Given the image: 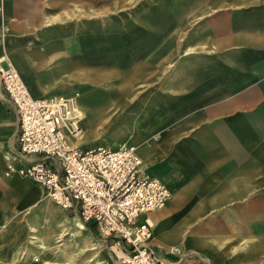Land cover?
<instances>
[{"label": "rangeland", "instance_id": "1", "mask_svg": "<svg viewBox=\"0 0 264 264\" xmlns=\"http://www.w3.org/2000/svg\"><path fill=\"white\" fill-rule=\"evenodd\" d=\"M51 4L52 11L41 16L38 38L50 33L57 36L59 42L45 60L38 61V67L28 70L39 77L37 87L46 90L45 97H72L78 105L81 103L79 107L76 105L78 111H89L91 120L87 121L83 115L75 118V133L79 132L81 140L74 145H118L127 143L121 142L122 139L137 134L146 144H135L143 154L148 152L151 160L150 147H153L154 161L146 165L148 173L152 174L153 168L164 167L177 182L183 180L188 174L180 172L179 165L167 163L176 155L181 140L180 109L190 102L183 97L181 80L184 82V76L190 69L194 70L196 63L200 65L201 75H209L205 66L218 54L213 46L232 22L231 15L243 6L234 8L233 0H58ZM10 32L0 3V57L5 55L16 67L7 46ZM49 63L51 67L46 66ZM45 76H49L51 82L43 78ZM125 80H130L131 85L123 90L120 83ZM56 86L64 92L51 95L50 89ZM95 111H104L112 120L99 123L102 118ZM253 114L264 122V111H253ZM257 167L250 179L249 197L241 201L245 210L247 204L255 207L259 229L250 216L251 209L247 240L239 227L209 231L212 236L227 237L226 243L221 245L223 248L246 250L249 245L250 257L264 250L262 239L255 234L258 231L264 235V163ZM42 198L51 202L58 215L55 218L46 213L40 216L34 210L24 213L22 231L30 250H42L30 237L36 233L48 245V264H121L117 247L110 239L101 238L92 222L79 229L72 225L78 219L70 209L57 205L45 191ZM220 211H208L205 218L225 214L230 220L229 213ZM218 220L213 223H222ZM31 225L35 231L31 230ZM232 239L241 242L231 244ZM171 246L181 248L182 254L176 255L177 259L189 253L181 245ZM259 261L264 264V252ZM249 264H256L255 258Z\"/></svg>", "mask_w": 264, "mask_h": 264}, {"label": "crops", "instance_id": "2", "mask_svg": "<svg viewBox=\"0 0 264 264\" xmlns=\"http://www.w3.org/2000/svg\"><path fill=\"white\" fill-rule=\"evenodd\" d=\"M57 1L0 0L11 29L7 40L10 56L36 98L45 97L46 90L37 87L39 77L28 68L38 67V61L45 60L59 42L58 37L50 33L39 39L37 32L42 14L52 11L51 3L54 5ZM233 4L234 8L240 4L243 8L231 15L232 22L219 34V40L213 46V51L218 54L212 57L208 66L204 65L209 69V75H201L200 65L196 63L194 70L190 69L184 76V82L181 80L183 97L190 102L180 109L181 140L176 155L167 163L179 165L180 172L184 171L188 176L177 182L164 167L150 170L151 175L167 184L171 197L163 207L140 216V220L147 219L151 224L150 245L156 255L177 264H249L252 258L260 264L259 256L264 252L250 257L249 245L246 250L223 248L221 245L226 243L227 237L212 236L209 232L211 228L239 227L244 230L247 240L250 216L254 217L258 229L260 227L255 207L247 204L245 210L241 200L249 197L250 179L259 169L257 166L264 163L261 160L264 122L252 115L253 111H264V0H233ZM46 66L51 67V64ZM43 78L51 82L49 76ZM130 85V80L120 83L123 90ZM50 90L51 95L64 92L59 86ZM95 112L102 118L99 123L112 120L104 115V111ZM121 142L146 144L137 134ZM150 148L152 160L148 152L143 154L137 146L141 167L147 173L146 165L154 161L153 147ZM39 159L36 154L20 155L17 116L0 84V264L48 261L46 250L33 252L25 243L22 218L28 210H34L40 216L50 214L54 218L57 211L48 199L42 198L41 184L15 172L7 173L9 163L19 168ZM53 166L59 168L57 162ZM234 203H238L237 207L231 206ZM216 205L225 208L217 209ZM251 209L253 213L249 216ZM70 210L78 219L72 225L82 229L87 222L82 221L75 210ZM218 210L229 213L231 221L225 214L205 218L206 212ZM217 219L222 223H213ZM31 230L35 231L32 225ZM255 234L264 243V235L258 231ZM240 242L229 241L231 244ZM171 245H181L189 253L177 259L168 252Z\"/></svg>", "mask_w": 264, "mask_h": 264}, {"label": "built area", "instance_id": "3", "mask_svg": "<svg viewBox=\"0 0 264 264\" xmlns=\"http://www.w3.org/2000/svg\"><path fill=\"white\" fill-rule=\"evenodd\" d=\"M0 84L17 116L20 155L40 157L19 168L9 163L7 173L36 180L57 205L75 210L84 222H92L97 234L117 247L121 264H177L156 255L150 245L151 224L140 220L141 215L163 207L171 191L163 180L142 169L136 145L70 144L66 132L68 124L76 131L78 115H70L76 111L75 99L32 96L5 55L0 57ZM168 250L182 254L178 246Z\"/></svg>", "mask_w": 264, "mask_h": 264}, {"label": "bare ground", "instance_id": "4", "mask_svg": "<svg viewBox=\"0 0 264 264\" xmlns=\"http://www.w3.org/2000/svg\"><path fill=\"white\" fill-rule=\"evenodd\" d=\"M54 98L57 100V101H61V100H67V98L68 97H63V96H56V95H54ZM78 106L79 107V105H78V102L75 100L74 101V107L75 106ZM81 106V105H80ZM75 109L77 110L78 108L77 107H75ZM70 115H71V117H73V116H77V115H83L85 118H86V120L88 121V120H91L90 118L88 119V115H90V113H89V111H71L70 112ZM73 125L75 124V122H73L72 123ZM75 127H76V125H75ZM74 130H76V129H74ZM73 130H71L70 129V126H69V124H68V130H67V132H66V134H67V138H68V140H70L72 143H73V141L72 140H76V143L81 139V135H79V132H77V133H75V132H72ZM71 138H73V139H71ZM77 139H79V140H77ZM69 141V142H70ZM131 142V141H130ZM71 144V143H70ZM75 143H73V145H74ZM125 144H131V143H125ZM137 147V146H136ZM34 230V229H33ZM32 238H33V240H34V242H36L37 243V245L39 246V247H41L42 248V250H46L47 248H48V245L46 244V242H45V240H43L38 234H33L32 236H31ZM175 247H177V246H169L168 247V249H171V248H175ZM181 249V248H180ZM168 252H169V250H168ZM175 255V254H174ZM34 260H37V257H34ZM45 263H48V261H46L45 260ZM44 263V264H45ZM51 264V263H50ZM65 264H68V263H65Z\"/></svg>", "mask_w": 264, "mask_h": 264}]
</instances>
